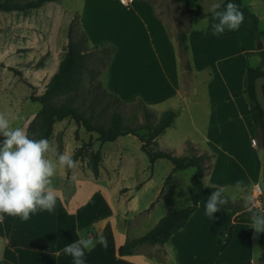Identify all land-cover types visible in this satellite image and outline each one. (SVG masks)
Instances as JSON below:
<instances>
[{
    "label": "crops",
    "instance_id": "obj_1",
    "mask_svg": "<svg viewBox=\"0 0 264 264\" xmlns=\"http://www.w3.org/2000/svg\"><path fill=\"white\" fill-rule=\"evenodd\" d=\"M178 2L189 5L188 10L186 9L189 12L181 20L175 16L160 15L149 1L137 2L138 5L133 7L145 16L149 28H152L153 31H149L148 36L153 45L171 48L177 46L180 56L179 34L186 31V59L191 61V70L180 71L177 63L170 60L164 65L159 59L162 75L169 81V90H160L155 94L153 89L159 88L152 83L148 88L142 86L145 91L132 88L133 92L129 93L126 86L117 84L114 80L113 60L109 69V89L126 102L141 96L152 111L158 110L163 104H169V107L155 113L177 111L178 117L173 126L156 140V150L176 157L207 156L209 160L206 162L204 186L223 188L229 198L240 205V211L233 213L219 206V211L210 218L206 215V198L190 216L185 228L172 236L167 243L141 244L133 254L120 256L119 248L128 240L146 234L138 233L132 238L130 231L135 227L140 228L144 221L147 224L153 219L154 208L157 205L159 207V202L169 185H166L168 177L180 171L174 172V165L167 159H159L152 166L142 150L143 143L133 135L120 137L119 149L113 146L114 142L106 143L102 147L98 142L99 146L94 151L97 152L101 148L102 152L98 178H95L92 171H83L81 160L79 166L72 168L68 173L67 167L58 164L57 147L50 145L46 156L57 161L55 175L52 177V184L58 196L55 208L51 212L38 209L35 213H30L27 221L18 216L3 214L4 220L0 222V264H74L73 258L65 254L63 249L79 239L76 235L77 227L81 230L88 229V234L94 238L97 234H103L108 241L107 249L97 244L91 251H86L84 264H146V260L152 261L153 264H262L264 240L261 233L252 229L251 218L237 217L249 207L259 208L255 205L254 187L263 184L264 188V150L260 149L258 144L252 145V140H256L257 127L250 115H246L251 109L248 95L243 94L237 98L233 96L246 88L247 68L251 67L248 60L258 58L255 67L251 68L262 66L263 59L259 54L261 51L256 48L254 40L247 32L248 27L243 23L236 31L226 30L222 35H213L212 24L215 19L211 7H206L198 0L196 8L190 6L189 0ZM217 2L223 5L225 0ZM248 7L258 16L260 28L264 32V0H251ZM184 21L188 25L187 29L182 23ZM193 21H202L207 26L204 27L203 24L194 29L190 25ZM33 28L35 26H31L29 45L24 46L31 51L35 49L38 41V30L33 32ZM21 35L22 38L28 36ZM228 40L235 42V53L224 59L243 61L233 72L232 66L236 64L222 68L219 62L221 57L215 55L214 48H209V45L223 44L222 41ZM262 44L264 50V39ZM204 46L205 51L194 50ZM170 58L173 59L172 56ZM37 61L38 56L20 59L19 64L6 63L5 67H0L1 113L6 115L10 127H22L26 132L40 111L38 106L32 108L34 102L30 100L32 86L38 83V68L32 69L33 63ZM180 64L182 65V61ZM194 70L206 73L209 79L226 73L230 82L225 83L223 92L213 87L207 88L206 103L200 104L196 99L199 90ZM16 71L20 72L21 76L17 75ZM64 121L54 125L52 137L62 129L61 153L72 157L81 148L83 139H77L76 132L81 133L82 128L69 122L64 124ZM186 126L190 128L187 132ZM3 139L0 135V141ZM165 161L172 166L164 164ZM157 166L167 170L165 177H157ZM189 169H194V174L196 173L195 168ZM238 180L243 181L244 191L235 189ZM190 186L191 184L185 197L188 203ZM151 192L153 196L148 199L145 207H141L143 198ZM92 207H95V210L88 214ZM263 207L264 204L259 209L264 213ZM175 208L174 205H169L167 213ZM167 213L157 217L151 229ZM130 214L133 218L129 217ZM145 214L147 216H143ZM141 217H144L143 220ZM230 226H233L232 241L224 249L223 245L219 244V236L227 232Z\"/></svg>",
    "mask_w": 264,
    "mask_h": 264
},
{
    "label": "rangeland",
    "instance_id": "obj_2",
    "mask_svg": "<svg viewBox=\"0 0 264 264\" xmlns=\"http://www.w3.org/2000/svg\"><path fill=\"white\" fill-rule=\"evenodd\" d=\"M142 1H149L152 7L160 15L175 16L178 20L183 19L186 13L189 12L186 11V9L188 10L187 7H189V5H184V3L178 2L177 0H134L130 6H125L120 0H57V2L47 4L38 11L28 13L0 12V67H5L6 63L11 65H15L16 63L19 64L21 63L20 59L25 60L27 58L29 59L38 56L37 63H33L32 66L33 70L38 68L39 75L38 83H35L32 86V94L36 97L43 96L47 84L58 72V66L67 52L69 28L72 23H75L73 34L74 40L80 42V44L82 43L83 48L87 51L85 58L86 67L82 70L80 87L77 91V105H80L83 109L94 106L96 111L101 114H103V109L106 108L107 112L103 114L104 119L109 118L114 112H119L126 119L125 125L137 128L145 122L142 105L140 103V100L144 102L143 98L139 96L135 97L136 100L126 102L120 97L119 101H115L110 97L112 91L109 89V57L102 51V49L100 51H94V47L103 43L115 45L117 53L113 58L115 61L113 67L114 80L117 84L120 83L121 85L126 86L129 93L133 92L132 88L145 91L142 86L148 88L152 83L156 84L159 88V90L153 89L155 94L160 90L161 92L169 90V81L162 75L159 66V59L164 65L169 63L170 60L173 61V63H177L180 71L182 69L188 71L191 70L189 68L191 61L189 62L186 59L187 53L182 47L181 40L180 56L177 52V46H172V48L160 47L155 44L153 45L152 42H150L148 33L153 30L152 28H149V23L145 16L142 13H139L138 9L134 10L133 7L138 5L137 2ZM196 1L197 0H189L190 6L196 8ZM198 1L203 3L206 7H211L212 4L218 3V0ZM250 2L251 0H245L244 4L248 7ZM182 23L184 24L185 29H187L188 25L186 22L184 21ZM197 23H199V25H197ZM18 24L21 25L19 26ZM203 24L204 27L207 26L206 23H202V21H193L190 25L192 28L197 29V27H200ZM31 26H35L33 32L38 30V41L33 51L28 47H24L25 45H29V34L32 33ZM262 27L264 28V24ZM185 33L186 31H181L179 35H184ZM21 34L28 35V38H22ZM33 36H35V34H33ZM20 39H23V41ZM222 42L224 43L209 45V48H214L213 52L215 51V55L218 54V56L221 57L219 59L222 60H219V62L222 68H229V66L235 63L236 65L232 66L233 68L231 71H236L237 65L243 63V61L233 58L224 59V57H231L235 53V42L232 40ZM259 44L256 45L257 49ZM194 50L205 51L206 49L204 46L203 48H194ZM90 52L92 53L89 54ZM170 56H172L173 59L170 58ZM181 61L182 65L180 64ZM256 61V58L250 59L248 60V64L252 67V65H256ZM28 62V67H30V61ZM168 72L171 76L170 69ZM196 72L197 71L194 72L197 76L195 80L197 81V88L199 90L196 99L199 100L200 104L206 103L205 99L207 100V98H205V96L207 88L213 87L216 90L223 92L225 90V83L230 82L229 77L225 72L223 76L217 75L214 79H209L206 73ZM191 75L192 73L190 72V76ZM37 106L40 110L42 109L40 103H32V108H36ZM166 107H169V104H163L157 108L158 110H151L155 116L152 120V125H156L162 116V114L155 113V111L159 112ZM1 111L0 101V113ZM64 122H66L64 124H67V122H69V124H76L69 119H66ZM60 124H62V122ZM80 128H82V131L81 133L77 131L76 137L77 139H83L81 147L91 142V145L84 149V157L81 159L82 169L86 173V171H91V154L99 146V143L96 141L98 135L95 133H88L83 127ZM185 130L187 132L190 128L186 126ZM140 133L144 134V132ZM62 134L63 131L61 129L59 133L55 135L56 137H51L49 141L50 145L57 147L56 149L58 153H61L63 148L61 140ZM256 141L258 147L264 150L263 137L258 129ZM114 145L119 149V140L115 141L113 143V146ZM106 146L108 147V145ZM107 147H105V149ZM165 162L166 163L164 164L172 166L168 161ZM156 172L157 177L162 178L165 177L167 170H165L164 167L160 169V167L157 166ZM194 172V169H188L173 175L165 190V194L159 202V207L157 205L154 208L153 212L155 213L153 219L147 224L144 221V224L141 225L140 228H133L130 231L132 238L136 237L135 235L138 233L147 234L150 232L152 230L151 227L155 225L157 217L161 214L167 213L169 205H174L177 209L189 206L190 203L185 201V197ZM260 186L264 190L263 184ZM152 196L153 193L151 192L148 196L143 198L141 207H145L148 199ZM261 201L264 203V196L261 198ZM156 208H158L157 212ZM93 210H95V207H92L88 214L92 213ZM146 214H148V212H146ZM146 214L143 216H147ZM129 217L133 218L132 214H130ZM142 218L144 217H141V219Z\"/></svg>",
    "mask_w": 264,
    "mask_h": 264
},
{
    "label": "trees",
    "instance_id": "obj_3",
    "mask_svg": "<svg viewBox=\"0 0 264 264\" xmlns=\"http://www.w3.org/2000/svg\"><path fill=\"white\" fill-rule=\"evenodd\" d=\"M183 1V0H178ZM245 0H225L223 5L227 3H236L239 11L244 15L243 24L248 27V33L251 35L255 44L263 43L264 32L260 28V20L249 7L244 4ZM57 0H0V12L3 13H23L38 10L46 4L55 3ZM74 26L75 23L70 25L69 28V41L67 52L59 64L58 72L52 77L46 86L45 94L41 97H36L34 94L30 96L32 102L40 103L42 109L39 111L36 119L30 124L27 134L30 138L40 139L46 138L50 141L53 135L54 125L57 122L69 119L74 121L78 126L83 127L88 133H95L98 135L96 141L100 143L101 147L106 143L117 141L120 137L133 135L137 137L142 143V150L148 156L151 165L159 159H167L174 165V172L183 171L189 168H195L196 173L191 178L189 190V206L182 209H172L167 213L159 223L146 235L128 240L123 246L119 248V255H131L135 249L141 244L150 245H164L172 236L183 230L188 223L190 216L198 209L200 203L208 198L213 191L219 187H205L203 179L205 177L207 167L206 162L209 160L207 156H188L176 157L170 153H165L155 149L156 140L170 129L176 118L178 112L175 110H168L164 112L156 125H152L154 113L147 107V105L140 100L142 110L144 113L145 122L137 128H132L125 125L126 119L119 113L114 112L109 118L104 119L103 114L107 112L106 108L103 109V114L98 113L94 106L87 109L81 108L77 105L78 93L80 87V76L82 70L86 67V53L82 43L74 40ZM81 26V23H80ZM85 36V34L83 33ZM180 40L182 47L186 51L188 48L185 45L186 36L181 35ZM102 51L109 57L108 63L111 65L114 56L117 53V48L113 44L103 43L94 47V51ZM90 52L89 54H91ZM263 59V64L258 68H247L246 73V88L241 93H235L234 97H240L247 94L251 101V109L246 115H250L255 123L257 129L261 132L264 142V112L257 103L255 96V80L258 77L264 76V50L259 52ZM109 65V67H110ZM21 76L20 72H15ZM115 101H119V96L110 93ZM105 116V115H104ZM140 132H144L141 134ZM91 145H83L79 148L72 158L76 161L84 157L83 151ZM102 162L101 148L97 152H92L90 159V169L95 178L99 177V167ZM68 173L71 169L67 168ZM173 175H170L166 181L169 184ZM224 195L229 199L227 205H221L224 209L237 213L240 211V205L234 203L229 196L224 192ZM264 204V203H263ZM252 211L256 213H263L259 208L253 207ZM264 209V207H263ZM251 212L244 210L238 215L239 217L251 218ZM262 239L264 240V232H261ZM233 237V226L228 227L227 232L219 236V244L223 245L225 249ZM261 261L264 264V243L262 246Z\"/></svg>",
    "mask_w": 264,
    "mask_h": 264
},
{
    "label": "clouds",
    "instance_id": "obj_4",
    "mask_svg": "<svg viewBox=\"0 0 264 264\" xmlns=\"http://www.w3.org/2000/svg\"><path fill=\"white\" fill-rule=\"evenodd\" d=\"M215 22L212 24V34L222 35L225 31H236L244 21V15L234 3H214L211 6ZM199 25V23H197ZM258 62V58H257ZM255 67V65H252ZM0 222L4 215L18 216L27 221L30 213L39 210L53 211L58 199L52 177L58 164L69 169L79 166L67 153H58L57 161L47 158L50 142L46 138L33 139L22 127H10L4 113H0ZM235 189L244 191L243 181H236ZM224 189L218 188L207 198L206 215L213 218L219 211V206L227 205L229 199L224 195ZM251 212L252 229L256 233L264 232V213ZM88 229H76L78 240L68 244L63 252L73 258L74 264H84L86 251H91L97 244L104 249L108 247L107 238L97 234L94 238L88 234ZM255 238V236H254ZM59 255V253H57ZM146 264H153L146 260Z\"/></svg>",
    "mask_w": 264,
    "mask_h": 264
},
{
    "label": "water",
    "instance_id": "obj_5",
    "mask_svg": "<svg viewBox=\"0 0 264 264\" xmlns=\"http://www.w3.org/2000/svg\"><path fill=\"white\" fill-rule=\"evenodd\" d=\"M258 49L260 51L263 50L262 43L259 44ZM255 96H256L257 103L259 104L262 111L264 112V76L258 77L255 80Z\"/></svg>",
    "mask_w": 264,
    "mask_h": 264
},
{
    "label": "built area",
    "instance_id": "obj_6",
    "mask_svg": "<svg viewBox=\"0 0 264 264\" xmlns=\"http://www.w3.org/2000/svg\"><path fill=\"white\" fill-rule=\"evenodd\" d=\"M124 5L128 6L130 4H132L134 2V0H120ZM252 145L256 146L257 145V141L256 140H252ZM254 196L256 198V204L257 207H262L263 202L261 201V198L264 196V190L261 188V186H255L254 187Z\"/></svg>",
    "mask_w": 264,
    "mask_h": 264
},
{
    "label": "bare ground",
    "instance_id": "obj_7",
    "mask_svg": "<svg viewBox=\"0 0 264 264\" xmlns=\"http://www.w3.org/2000/svg\"><path fill=\"white\" fill-rule=\"evenodd\" d=\"M125 1V0H124Z\"/></svg>",
    "mask_w": 264,
    "mask_h": 264
}]
</instances>
